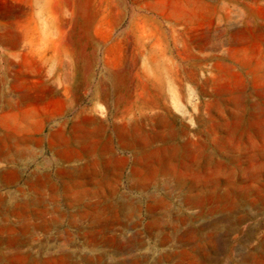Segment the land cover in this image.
Segmentation results:
<instances>
[{
  "label": "rangeland",
  "instance_id": "1",
  "mask_svg": "<svg viewBox=\"0 0 264 264\" xmlns=\"http://www.w3.org/2000/svg\"><path fill=\"white\" fill-rule=\"evenodd\" d=\"M118 1L0 0V25L22 26L14 37L0 29V138L32 151L24 161L0 159V193L17 196L32 171L47 175L66 264L132 257L116 256L115 243L84 242L91 221L78 213L96 214L116 185L138 207L129 229L112 217L106 236L138 233L142 264H244L241 255L259 256L264 243V0ZM59 21L51 31L62 35L60 51L46 33ZM57 51L61 60L46 67ZM13 167L19 176L3 172ZM5 174L11 184L2 188ZM151 194L167 207L148 212ZM152 214L165 218L163 229L147 227Z\"/></svg>",
  "mask_w": 264,
  "mask_h": 264
},
{
  "label": "bare ground",
  "instance_id": "2",
  "mask_svg": "<svg viewBox=\"0 0 264 264\" xmlns=\"http://www.w3.org/2000/svg\"><path fill=\"white\" fill-rule=\"evenodd\" d=\"M112 3L115 4V6H117L116 4H123V2L118 0H112ZM108 6L109 5L107 4V8ZM170 72L173 76H177L176 72H174L171 68L168 73ZM117 105L121 108L124 107L125 110L128 108L127 103H117ZM31 156L32 151L28 144L12 146L7 140L0 138V159L2 158L3 161L20 162L25 159H29ZM62 171H65L67 177L70 178L75 174L73 170L67 171L64 169ZM3 172L13 174V176L20 175L19 171L14 167L11 169L5 168L3 169ZM159 174L160 171H156L152 175V184H160L158 179ZM46 176L47 175L38 174V172L32 171L30 177L25 182L26 187H19L17 189V192H19L17 196H10V194H8V196L6 192L0 193V261L3 260L8 263L13 262L12 264H14V262H18V264H26V262L18 261V259L21 258L31 264H52L53 262L56 264H66L64 261L67 256L66 244L64 241L65 235L64 231L59 229L63 222L61 220L63 213L58 206H50V203H53V200L47 198V192L55 190V185L45 179L44 177ZM169 177L171 176L166 175L165 181ZM3 178L4 180L1 187H8V185L11 184L8 176L5 174ZM132 186L135 185L131 184L130 187ZM144 186L145 185L143 184V189L145 188ZM70 188L71 187L69 185L66 186V190H69ZM113 192H115L114 195L106 196L105 199L99 200L98 204L95 206L96 214H87L89 213L87 210L82 213H78V215L82 218L89 217L91 221L89 228L87 227L88 229L86 227H82L84 233L89 234V236L85 235L84 242L92 248H106L108 246H113L111 245L112 243L118 244L119 247L115 248L116 256L130 254L132 257L125 262L117 264H142V261L147 258L142 255L136 256V251L145 248V242H143L138 233H134V235L130 236L127 240L125 237L121 238V242L117 240H109L106 236L107 227L113 223L112 217L115 218V220L118 221L124 229H129L131 223L130 219L138 207L137 200L129 194L120 193L117 185L113 188ZM201 192H204V190ZM236 192L237 191L230 190L226 194L231 196L236 195ZM149 199L150 201L146 206L148 212L150 213H152L155 208L158 209L160 207H167L168 205L167 201L163 197L155 194L149 195ZM246 199L247 197L242 195L241 201L245 202ZM259 201L264 204V193L261 194ZM80 203L82 204L81 201ZM244 205H251V203H244ZM238 210L239 208L236 211L238 212ZM50 217L52 219L48 220ZM241 218L243 217L239 216V220ZM165 222L166 221L163 216H154L152 214L147 227L150 228L157 225V227L163 229L166 225ZM53 227L58 229L55 234L54 246L51 245V229ZM96 227L100 228L98 233L92 231ZM161 242L164 243V239L161 240ZM228 247L227 256H230ZM54 250L56 254L51 255V252ZM220 252L221 251L218 250V253ZM232 252H234V250ZM249 252L241 255L242 263L259 264L261 262L260 259L264 258V243L259 248V256L256 253L252 254ZM185 254H187L186 251ZM216 258H219V256L216 255ZM99 259L102 260L103 258L100 257ZM153 264L159 263L154 262Z\"/></svg>",
  "mask_w": 264,
  "mask_h": 264
},
{
  "label": "crops",
  "instance_id": "3",
  "mask_svg": "<svg viewBox=\"0 0 264 264\" xmlns=\"http://www.w3.org/2000/svg\"><path fill=\"white\" fill-rule=\"evenodd\" d=\"M47 24L48 25H47L46 33L48 34L49 40L51 42V47H54V44H55V45H57L56 48L60 51L59 45L62 44L60 41V39L62 38V35L59 36L60 32H58V31H56L55 35H52L51 28H53V27L61 28V22L60 21L56 22V23H48L47 22ZM21 27L22 26L19 22H13V23H11V25H8V23L5 21V22H2V24L0 25L1 30H5L6 32L10 33L11 36H13V37L18 35L19 31H21ZM7 44H9V41H7ZM59 51H57L55 55H51L50 57L45 59L44 65L46 67H49L50 65H52L53 57L55 58V60H58V61L61 60L60 55H59ZM5 60H7V58H5ZM59 67H61V66H59V64L57 63L56 69L59 70ZM2 71L4 73L6 72L3 70V68H2ZM6 78H7L6 74H3L2 79H0V102L3 101L7 95V91L4 89V85L7 82Z\"/></svg>",
  "mask_w": 264,
  "mask_h": 264
}]
</instances>
